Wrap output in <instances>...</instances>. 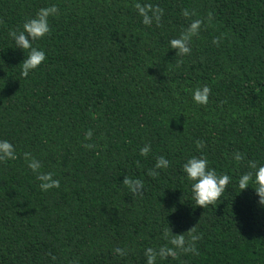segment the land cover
Masks as SVG:
<instances>
[{
    "label": "trees",
    "instance_id": "trees-1",
    "mask_svg": "<svg viewBox=\"0 0 264 264\" xmlns=\"http://www.w3.org/2000/svg\"><path fill=\"white\" fill-rule=\"evenodd\" d=\"M135 2L0 0V140L17 155L0 163V264H146L144 250L167 243L168 222L176 233L196 224L199 254L157 264H264V206L238 187L247 161L264 164V0H147L164 9L159 27L142 23ZM50 5L59 15L33 42L46 59L23 77L28 51L8 33ZM184 8L214 21L177 68L169 41L188 24ZM203 85L212 91L202 106L192 96ZM236 151L244 162L232 159ZM24 152L60 187L41 191ZM194 155L231 177L205 209L183 172ZM157 156L170 164L153 178ZM126 175L143 181L142 196L123 185Z\"/></svg>",
    "mask_w": 264,
    "mask_h": 264
},
{
    "label": "clouds",
    "instance_id": "clouds-1",
    "mask_svg": "<svg viewBox=\"0 0 264 264\" xmlns=\"http://www.w3.org/2000/svg\"><path fill=\"white\" fill-rule=\"evenodd\" d=\"M134 8L137 14L142 18V23L146 26L155 24L157 27L161 25L164 16V9L159 5L147 2V0H136ZM182 16L188 21L187 26L181 31L180 35L169 41L171 49L176 50V55L181 57L177 61L176 67L179 68L183 64V57L191 55L192 42L194 37H198L200 31L205 25H212L214 21L213 13L209 12L205 17H197L198 14L194 9H182ZM59 15V9L56 5L40 8L34 17L28 18L22 25V28L10 30L8 35L14 41L16 47L28 51L27 57L21 64V76L27 77L29 73L37 69L46 59L45 52L33 46V42L43 39L50 34L51 28L49 24L50 17ZM3 21H0L2 23ZM226 37L225 33L214 37L212 43L216 46ZM211 88L207 85L198 87L193 91L192 99L199 105H207L209 103V96ZM225 101H221V104ZM93 132L89 129L84 134V139L90 141ZM195 146L198 151L205 148L203 140H196ZM82 147L94 150L97 145L95 143H85ZM151 150L150 144H145L140 148V155L147 156ZM23 158L27 162V166L33 173L36 174L37 180L40 181L41 191L47 192L50 189L59 188L60 181L55 178L51 172H40L42 167L41 162L32 155L31 152H24ZM17 159L16 148L8 140H0V163L8 160ZM232 159L240 164L244 162V154L236 151L232 154ZM170 162L164 156H157L153 168L149 169L147 175L150 177H157L159 175L158 169H167ZM248 171L242 173L238 179V187L240 191L251 187L256 196L258 203L264 206V164L258 165L255 160H249L246 163ZM183 172L186 179L191 182L192 199L196 206L205 209L210 205H214L221 198L223 193L227 190L231 181V177L227 174H218L215 168L209 167L208 159L201 156H192L183 164ZM128 191L134 196H142L144 190V183L141 179L124 176L122 181ZM239 191V192H240ZM203 233L200 232L194 224L186 231L176 233L168 222L167 227L163 231V238L167 241L166 244L158 248L148 247L144 250L146 264H157V259L166 260L172 258L178 259L181 255H198V242L202 240ZM128 249L117 247L114 253L120 257L128 254ZM50 255V254H49ZM51 259L55 261L56 256L52 255ZM70 264H78V260H72Z\"/></svg>",
    "mask_w": 264,
    "mask_h": 264
}]
</instances>
